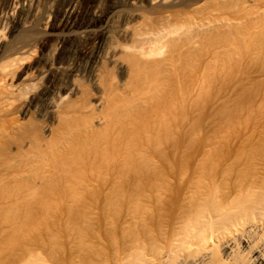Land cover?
<instances>
[{"label": "bare ground", "instance_id": "obj_1", "mask_svg": "<svg viewBox=\"0 0 264 264\" xmlns=\"http://www.w3.org/2000/svg\"><path fill=\"white\" fill-rule=\"evenodd\" d=\"M96 1L0 0V264H264V0Z\"/></svg>", "mask_w": 264, "mask_h": 264}, {"label": "rangeland", "instance_id": "obj_2", "mask_svg": "<svg viewBox=\"0 0 264 264\" xmlns=\"http://www.w3.org/2000/svg\"><path fill=\"white\" fill-rule=\"evenodd\" d=\"M94 1L95 2H97L96 0H81V4L83 5V6H89L91 3H94ZM111 0H104L103 1V3H104V5H103V7H102V11H105V9H106V7H107V5L109 4V2H110ZM107 3V4H106ZM58 8H60V5H58L57 6ZM57 8V11H59L60 9H58ZM105 8V9H104ZM86 17V18H85ZM84 17V21H88L89 20V15H88V17H87V15ZM21 37H27V34H25V35H21L20 36V38ZM82 43V44H81ZM84 44V42L82 41L81 42V40H75V41H73V43H72V47H73V55H74V53L76 54L77 52H78V50L80 49V47L82 46ZM81 45V46H80ZM79 46V47H78ZM77 50V51H76ZM75 56V55H74ZM45 57H47V55L45 56ZM44 57H41V59L39 60V62L40 63H42L43 61H44ZM61 79H63V78H57V80L55 79V81L57 82L58 80V82H57V84L58 83H60L62 80ZM55 82V83H56Z\"/></svg>", "mask_w": 264, "mask_h": 264}]
</instances>
